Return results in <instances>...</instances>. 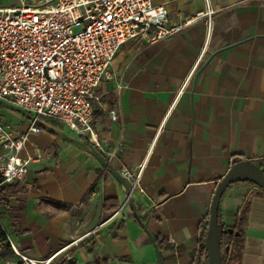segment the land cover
<instances>
[{
  "label": "crops",
  "instance_id": "0c3cea01",
  "mask_svg": "<svg viewBox=\"0 0 264 264\" xmlns=\"http://www.w3.org/2000/svg\"><path fill=\"white\" fill-rule=\"evenodd\" d=\"M30 2L0 0V8ZM153 3L166 7L169 24L205 8L203 0ZM210 8L209 35L202 18L163 41L129 40L110 64L113 78L94 89L92 127L116 149L109 165L118 172L143 165L131 199L141 221L150 209L146 228L160 243L163 264H195L205 253L201 232L212 195L234 163L254 161L264 170V0H210ZM0 122L17 134L31 124L3 107ZM20 156L32 158L17 183L25 192L0 201V226L19 253L53 257L49 264H157L123 187L92 155L41 130ZM263 194L247 182L226 188L219 220L232 233L221 264H264ZM109 198L118 203L113 213L104 209ZM91 239L95 248L87 254L83 245ZM1 252L0 264L19 262Z\"/></svg>",
  "mask_w": 264,
  "mask_h": 264
},
{
  "label": "built area",
  "instance_id": "2783aa9c",
  "mask_svg": "<svg viewBox=\"0 0 264 264\" xmlns=\"http://www.w3.org/2000/svg\"><path fill=\"white\" fill-rule=\"evenodd\" d=\"M203 1L204 10L177 24H169L168 10L153 0H31L0 8V100L46 124L61 123L109 161L116 157V149H107L92 127L93 103L99 101L94 89L113 78L110 64L129 40L163 41L202 18L209 35L213 11L210 0ZM41 130L31 121L25 132L17 134L0 122V186L24 181L32 158H22L20 153L29 136ZM142 169L140 165L135 171L124 167L119 171L131 193L138 187ZM9 244L19 262L7 264H49L53 258L32 260ZM198 264H206L204 255Z\"/></svg>",
  "mask_w": 264,
  "mask_h": 264
},
{
  "label": "water",
  "instance_id": "95a60500",
  "mask_svg": "<svg viewBox=\"0 0 264 264\" xmlns=\"http://www.w3.org/2000/svg\"><path fill=\"white\" fill-rule=\"evenodd\" d=\"M0 106L15 111L28 118L30 121H34L35 124L39 126L42 130L53 133L63 139L70 141L71 143L76 144L83 151L92 155L100 163L101 166H103L109 173H111V175H113L120 183V185L123 187L124 192L127 196V202L133 211V215L135 219L139 222L143 231L150 238L153 247L155 249L157 264H163L162 256L158 248L156 239L146 228V223L149 217L150 209L146 210V219L144 221H141V218L138 212L136 211L134 203L131 199V191L129 189L128 184L120 175V173L109 165L108 161H106L95 150L88 147L84 142L80 141L77 138L70 137L69 135L61 132L60 130L53 128L51 125L46 124L45 122L39 119H34V117H32L30 114L23 111L22 109L15 107L9 103H6L5 101L2 100H0ZM234 182L251 183L256 187H258L259 189H261L264 193V170L262 169V167H260V165H258L254 161H249V160L238 161L228 169L226 174L217 183L216 188L212 195L211 204L208 212L206 233L201 247L205 251L203 255H204V259H206V264H221L222 251H221V243H220V236L218 229V209H219L220 200L226 188L228 187L229 184ZM228 233L231 234L232 230L229 229ZM227 250L228 248H225V251ZM199 260H200V253L197 255L195 264H198Z\"/></svg>",
  "mask_w": 264,
  "mask_h": 264
},
{
  "label": "trees",
  "instance_id": "16d2710c",
  "mask_svg": "<svg viewBox=\"0 0 264 264\" xmlns=\"http://www.w3.org/2000/svg\"><path fill=\"white\" fill-rule=\"evenodd\" d=\"M50 122V121H49ZM48 124L50 125V123ZM55 127V126H54ZM80 141L84 142L82 138H79ZM86 145L87 143L84 142ZM88 146V145H87ZM25 192V189L23 186L15 183L13 185H2L0 186V201L7 203V200L13 197H17L20 194H23ZM109 203H113L110 206H107ZM104 209H106L108 212H115L118 209V203L115 199L109 198L104 200ZM220 216H219V211H218V229H219V236H220V243H221V251L222 255L226 254L225 248H228V240L230 238V235L228 231L222 230L220 226ZM206 226L205 225L202 228L201 232V241L203 242L205 233H206ZM156 239V238H155ZM158 248L160 250L161 246L160 243L156 240ZM87 244H90V247H87ZM0 245H2V256H13L14 253L10 247L9 241L7 239L6 233L3 230V228L0 226ZM86 245V246H85ZM83 248L87 254H91L93 249L95 248V242L93 239L87 241L84 245ZM223 259V258H222Z\"/></svg>",
  "mask_w": 264,
  "mask_h": 264
},
{
  "label": "rangeland",
  "instance_id": "374dc122",
  "mask_svg": "<svg viewBox=\"0 0 264 264\" xmlns=\"http://www.w3.org/2000/svg\"><path fill=\"white\" fill-rule=\"evenodd\" d=\"M0 108H2V106H0ZM5 107H3V109H4ZM6 110L8 109V108H5ZM8 110H10V109H8ZM21 115V114H20ZM21 117H22V119L24 120V121H26V122H30V120L28 119V118H26L25 116H23V115H21ZM65 131H68L67 129H65ZM1 252V251H0ZM15 255V254H14Z\"/></svg>",
  "mask_w": 264,
  "mask_h": 264
},
{
  "label": "flooded vegetation",
  "instance_id": "af4514ba",
  "mask_svg": "<svg viewBox=\"0 0 264 264\" xmlns=\"http://www.w3.org/2000/svg\"><path fill=\"white\" fill-rule=\"evenodd\" d=\"M203 255V254H202ZM202 255L200 254V258L202 257Z\"/></svg>",
  "mask_w": 264,
  "mask_h": 264
}]
</instances>
